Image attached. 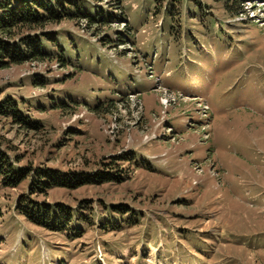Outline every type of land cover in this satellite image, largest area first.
Listing matches in <instances>:
<instances>
[{
	"label": "rangeland",
	"instance_id": "rangeland-1",
	"mask_svg": "<svg viewBox=\"0 0 264 264\" xmlns=\"http://www.w3.org/2000/svg\"><path fill=\"white\" fill-rule=\"evenodd\" d=\"M74 1L112 23L48 26L51 62L0 69L27 122L0 115V149L114 180L0 186V264H264V0L235 18L214 0ZM21 197L76 219L38 227Z\"/></svg>",
	"mask_w": 264,
	"mask_h": 264
},
{
	"label": "trees",
	"instance_id": "trees-1",
	"mask_svg": "<svg viewBox=\"0 0 264 264\" xmlns=\"http://www.w3.org/2000/svg\"><path fill=\"white\" fill-rule=\"evenodd\" d=\"M214 1L222 4L228 17L235 18L247 15L246 2L250 0ZM80 4L74 0H0V69L26 62H30L32 66L45 61L51 62L54 56L48 51V47L54 43L56 37L43 32L48 26L60 24L64 20L73 21L78 16L85 17L88 22L112 23V15L106 18L97 16L94 19L87 14H81ZM44 83L42 78L33 80L34 85ZM9 100L7 98L0 103V115L9 117L20 125L27 123L22 118L17 103ZM109 107L110 105L107 110ZM113 180L110 173L94 180L91 176L82 174H61L51 169L15 167L8 154L0 149V186L4 188H17L28 182L31 193L46 194L54 188L68 189ZM16 208L28 222L50 231L62 232L76 219L73 218L71 210L62 204L36 202L28 197L19 198Z\"/></svg>",
	"mask_w": 264,
	"mask_h": 264
}]
</instances>
